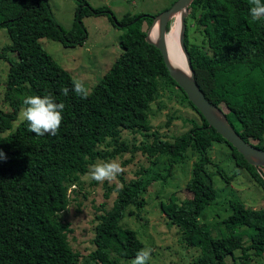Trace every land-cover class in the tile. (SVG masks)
Returning <instances> with one entry per match:
<instances>
[{
  "label": "trees",
  "instance_id": "1",
  "mask_svg": "<svg viewBox=\"0 0 264 264\" xmlns=\"http://www.w3.org/2000/svg\"><path fill=\"white\" fill-rule=\"evenodd\" d=\"M75 1L74 20L66 30L46 0H0V26L6 27L10 39L5 48L16 54L8 60L6 89L24 94L20 101L10 99V110L0 108V152L6 156L0 157V264H79L84 258L71 247V228L61 215L82 188V177L89 175L100 158L107 162L124 152L133 158L136 151L151 144L150 155L168 157L167 175L175 164L188 159L189 151L195 156L186 184L192 196L178 200L171 193L159 204L167 224L178 230V241L199 250L189 264H225L226 256L235 250L241 251V258H246L248 251L261 256L264 209L231 199L230 213L222 222L224 229L216 237L200 222L201 213L217 195L212 177L215 172L210 169L212 165L219 170L210 155L213 144L226 143L236 167L263 190L264 166L249 164L208 124L170 77L161 52L146 39L158 13H127L118 19L107 6ZM249 9V0H192L184 18V43L194 79L206 98L224 112L245 141L264 149V16L253 20ZM100 14L124 29L120 53L92 85L88 98L82 99L72 91L75 79L42 48L40 39L82 45L87 39L83 18ZM169 25L170 21L167 29ZM160 79L173 83L197 115L190 128L175 139L160 137L147 118V88ZM64 88L69 89L67 96L62 93ZM30 95H51L57 103L65 104L57 135L37 136L24 120L7 131L17 120L24 98ZM124 130L143 138L138 143L128 142L123 138ZM144 171L139 166L134 177H121L119 187L104 183V197L111 191L115 197L109 207L102 205V211L95 213V248L86 256L95 264H119V259L135 258L143 248L136 232L121 227L119 221L129 203L142 200L151 181L164 178H144ZM94 183L91 180L90 184ZM238 226L251 228L246 245L242 234L233 230Z\"/></svg>",
  "mask_w": 264,
  "mask_h": 264
},
{
  "label": "rangeland",
  "instance_id": "2",
  "mask_svg": "<svg viewBox=\"0 0 264 264\" xmlns=\"http://www.w3.org/2000/svg\"><path fill=\"white\" fill-rule=\"evenodd\" d=\"M46 1L49 3L55 19L66 30L70 29L74 20L76 1ZM87 1L93 7L107 6L120 19L127 13L132 15L138 13L157 14L174 0ZM176 20L177 16L170 21L171 27ZM83 24L87 30V39L82 45L65 46L47 37L40 39V45L75 80L83 82L90 90L120 53L119 40L124 29L113 25L106 14L86 16L83 18ZM9 42L6 27L0 26V108L5 111L10 110V99L20 101L24 97V94H19L16 91L7 92L6 89L9 71L8 60L16 58L14 52L5 48ZM146 93L148 98L147 118L152 129L160 137L168 136L169 139H175L193 124L192 120L197 116L195 111L170 81H166L165 84L160 79L159 82L148 87ZM24 107L22 104L17 120L7 131L13 130L22 120L20 113ZM230 116L233 119L232 115ZM122 135L128 142L138 143L143 138L139 133L128 130H124ZM153 147L154 145L151 144L144 151H136L133 158L129 152L108 158L107 162H118L124 168L123 173L119 174L112 182L95 181L94 184H90L92 180L90 175L87 174L82 177V188L79 193H75V199L70 202L61 215L71 228L68 233L71 247L84 258L79 264H95L86 257L95 248L92 242L96 224L95 213L102 211V205L109 207L115 197V191H111L108 198L104 197V183L120 186L122 184L121 177H134L139 166L145 168L142 173L144 178L155 175H161L164 178L151 181L139 203L127 205L119 225L133 229L142 241L143 248L151 249V259L148 264H189L198 256L199 250L197 248L185 246L178 241V230L167 224L159 206L160 202L166 201L171 193H174L178 200L192 196L186 184L191 175L195 156L189 151L188 159L182 164H175L171 174L167 175L168 157L161 153L150 155ZM210 155L212 161L216 162L219 167L218 173L215 166L210 165V169L215 172L212 177L217 195L214 202L204 209L199 219L200 222L207 225L212 236L216 237L220 235V230L224 229L222 222L230 213L229 201L231 199H239L247 207L264 209V190L251 180L242 168L236 167L231 149L226 143L213 144ZM104 161V158H100L96 163H103ZM84 194L86 197H83ZM233 230L242 234L245 245L249 242L251 228L238 226ZM240 252V250H235L234 257L233 255L226 256L223 263L264 264V253L261 256H253L248 251V256L241 258ZM132 259L134 258L119 259V264H131Z\"/></svg>",
  "mask_w": 264,
  "mask_h": 264
},
{
  "label": "water",
  "instance_id": "3",
  "mask_svg": "<svg viewBox=\"0 0 264 264\" xmlns=\"http://www.w3.org/2000/svg\"><path fill=\"white\" fill-rule=\"evenodd\" d=\"M191 2L192 0H175L170 7L153 16L152 22L147 29L146 39L159 49L170 77L185 92L188 100L200 111L208 124L214 127L227 142L236 148L249 164L264 166V149L245 141L231 125L224 112L206 98L194 79V69L191 64L189 52L184 43L186 28L184 18L188 13V6ZM180 10H183V15L178 41L180 50L186 60V71L178 68L172 62L166 43V35L170 31V25L167 29L170 16ZM156 22L158 24V38L156 41H152L149 38V33Z\"/></svg>",
  "mask_w": 264,
  "mask_h": 264
},
{
  "label": "clouds",
  "instance_id": "4",
  "mask_svg": "<svg viewBox=\"0 0 264 264\" xmlns=\"http://www.w3.org/2000/svg\"><path fill=\"white\" fill-rule=\"evenodd\" d=\"M250 15L253 20H259L264 16V0H249ZM72 91L76 96L87 99L89 90L85 84L78 80H73ZM68 88L62 89L63 95L67 96ZM25 106L20 118L28 123V130L37 136H44L46 133L52 136L57 135L62 123V113L65 109L64 103H57L53 96H27L23 100ZM0 157L6 158L5 154L0 152ZM124 168L120 163L111 161L96 163L91 166L89 175L92 180L97 182H112L117 176L123 173ZM119 187V185L117 186ZM151 259V249L142 248L137 253L131 264H148Z\"/></svg>",
  "mask_w": 264,
  "mask_h": 264
},
{
  "label": "bare ground",
  "instance_id": "5",
  "mask_svg": "<svg viewBox=\"0 0 264 264\" xmlns=\"http://www.w3.org/2000/svg\"><path fill=\"white\" fill-rule=\"evenodd\" d=\"M183 10L173 13L170 16V21L177 16V20L174 22V25L171 27L170 23V31L166 35V43L168 46V51L170 53V58L172 62L178 68L185 70L187 68L185 57L183 56L180 47H179V34L181 32V20H182ZM149 38L152 41H156L158 38V24L157 22L153 26L152 30L149 33Z\"/></svg>",
  "mask_w": 264,
  "mask_h": 264
}]
</instances>
